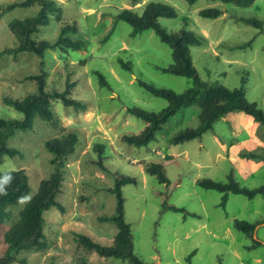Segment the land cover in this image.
Instances as JSON below:
<instances>
[{
  "label": "rangeland",
  "instance_id": "obj_1",
  "mask_svg": "<svg viewBox=\"0 0 264 264\" xmlns=\"http://www.w3.org/2000/svg\"><path fill=\"white\" fill-rule=\"evenodd\" d=\"M20 1L0 0V117H22L3 98H21L35 91L36 81L29 75L41 72L47 89L62 90L67 81L71 83L69 96L83 105L65 106L61 100L52 99L56 125L36 117L30 129L17 130L7 138L17 153L3 158L0 171L25 169L30 190L9 208V221L0 225V256L6 247L3 233L18 219L40 180L53 170L52 153L44 141L67 132L77 135L73 152L63 158V183L55 197L60 207L53 205L43 211L45 248L20 250L7 264H133L129 259L100 255L77 242L79 233L100 244H111L116 226L100 217L115 210L116 197L109 190L115 183L114 173L135 178V182H123L120 190L133 251L142 261L264 264V194L249 199L228 193L223 206L219 205L222 192L195 182L199 177L223 181L231 172L241 185L264 186V126L243 111L234 110L216 119L200 138L171 143L169 138L178 129L197 124L198 108L193 105L170 116L147 145L135 146L121 138L139 132L146 124L127 107L158 111L167 104L166 99L140 86L139 77L175 92L193 83L192 78L160 69L172 62L171 49L153 29L131 34V26L115 18L118 9L140 11L150 0H54L61 12L48 13V21L38 26L33 37L53 42L66 26L64 37L86 43L79 49L50 47L42 57L28 51H2L17 42L8 22L39 9L38 3L16 4ZM156 1L174 6L177 13L158 17L162 28L184 29L206 37L205 43L189 46L199 77L228 88L241 86L244 78L246 99L264 111V0H253L248 6L210 0ZM214 6L222 10L217 17L198 13ZM118 58L129 62L131 69L122 68ZM96 70L104 76L105 85L100 84ZM96 144L103 145L102 152L94 147ZM100 158L106 169L97 163ZM150 161L163 165L166 181H159L144 169V163ZM234 219L259 223L253 237L233 227ZM255 240L260 242L258 246L246 247Z\"/></svg>",
  "mask_w": 264,
  "mask_h": 264
},
{
  "label": "trees",
  "instance_id": "obj_2",
  "mask_svg": "<svg viewBox=\"0 0 264 264\" xmlns=\"http://www.w3.org/2000/svg\"><path fill=\"white\" fill-rule=\"evenodd\" d=\"M193 3L195 0H186ZM221 3H231L237 6H248L253 0H210ZM38 3V11L24 18H13L8 22V28L15 36L17 42L13 47H6L3 52H21L28 51L42 57L47 48L69 45L73 49H79L86 41L81 39H71L64 37L62 33L69 27H62L61 34L53 41L36 39L33 34L38 31L39 25L48 21V13H60V7L54 0H21L16 3L19 5H27ZM201 16L217 17L222 10L217 7H205L198 11ZM176 9L174 6L156 0L146 1L140 11L134 8L123 7L118 9L115 18L128 23L132 30L131 34H136L145 29H153L159 40L167 44L171 49L172 62L167 66H161L164 72L192 78V85L184 89L182 92L157 85L153 82L146 81L140 77L137 82L147 92L162 97L167 100V104L158 111L146 110L142 107L132 105L127 110L137 117L145 119V126L137 133L123 134L122 139L129 144L135 146L147 145L155 139V133L162 128V125L175 114L178 110L188 106H196L198 108L197 124L195 126H186L178 129L173 133L169 141L171 143H180L195 138H200L204 132L212 128L213 122L225 116L228 112L241 110L251 116L254 121L264 124V111L257 107L256 103L248 101L245 97L244 78L242 85L235 88H228L220 84L210 83L202 80L196 69L191 63L189 55V46L192 44H203L206 37L203 34H197L192 31L181 29L179 31H167L158 23V17L175 16ZM253 22L258 21L254 18H247ZM72 28V27H70ZM107 32L105 38L110 35ZM104 38V39H105ZM103 39V40H104ZM120 66L126 70L131 69L129 62L118 58ZM42 65L43 62L41 61ZM83 64V61H79ZM101 85L106 84V80L102 73L95 71ZM36 81V90L26 93L21 98H13L5 96L3 101L13 106L22 113L21 118L0 117V162L5 156H13L17 153L15 147L7 144V138L17 130H27L33 125L36 117L56 125L54 114L51 110L52 99H59L65 106L81 107L83 104L79 99L69 96L71 83L68 81L64 89L55 90L47 89L44 75L41 72L36 75H29ZM77 142V135L74 132H67L61 136L52 137L44 141V147L52 153L50 162L53 170L47 178L40 180L36 192L25 202L19 212L18 219L12 223L3 233V241L6 245L4 253L0 256V264H7L16 259L15 253L31 247L43 249L46 246L44 233L45 217L43 211L50 206L56 205L60 207V203L56 200V195L60 192L63 183V158L73 152ZM103 146V145H102ZM101 145L96 144L94 147L101 151ZM250 155L252 153H249ZM97 163L103 168L107 167L101 158ZM144 169L147 172L155 174L159 181H166L165 170L162 164L154 161L145 162ZM5 176L11 177L8 183L2 184L3 192H0V225L10 219L9 208L17 205L21 199L29 192L28 176L23 168L9 169L0 171V181ZM114 186L109 188L115 194L116 203L115 210L110 215H102L101 220L111 221L116 226V232L113 235L111 244L103 245L94 241L85 234H77V242L85 247L93 248L96 252L103 256H117L129 259L133 264H157L154 262L142 261L133 251V238L130 224L124 218L123 198L121 196L120 186L123 182H135V178L114 173ZM196 184L203 188L214 189L222 192L219 205H225L228 193L241 194L249 199L256 194H264V186L250 187L239 184L230 172L226 175V180H214L208 177H199ZM173 210L182 211L181 207L175 205H167ZM261 222H264L262 220ZM260 222V223H261ZM233 227L242 231L247 237H253L254 228L259 223H252L243 220L234 219ZM260 244L259 241L247 248H254Z\"/></svg>",
  "mask_w": 264,
  "mask_h": 264
},
{
  "label": "clouds",
  "instance_id": "obj_3",
  "mask_svg": "<svg viewBox=\"0 0 264 264\" xmlns=\"http://www.w3.org/2000/svg\"><path fill=\"white\" fill-rule=\"evenodd\" d=\"M10 179H11V177L5 176L4 180L3 181H0V192H3L2 184L8 183Z\"/></svg>",
  "mask_w": 264,
  "mask_h": 264
},
{
  "label": "crops",
  "instance_id": "obj_4",
  "mask_svg": "<svg viewBox=\"0 0 264 264\" xmlns=\"http://www.w3.org/2000/svg\"><path fill=\"white\" fill-rule=\"evenodd\" d=\"M256 122V121H255ZM257 125H259L260 127L264 126V124L260 123V122H256Z\"/></svg>",
  "mask_w": 264,
  "mask_h": 264
}]
</instances>
